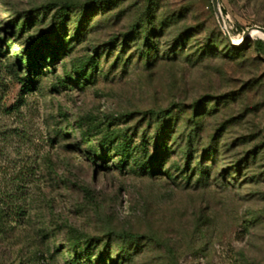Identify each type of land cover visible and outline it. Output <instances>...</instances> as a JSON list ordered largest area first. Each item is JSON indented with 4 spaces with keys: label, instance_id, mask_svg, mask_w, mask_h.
<instances>
[{
    "label": "rangeland",
    "instance_id": "obj_1",
    "mask_svg": "<svg viewBox=\"0 0 264 264\" xmlns=\"http://www.w3.org/2000/svg\"><path fill=\"white\" fill-rule=\"evenodd\" d=\"M89 1L0 0V264H264V0Z\"/></svg>",
    "mask_w": 264,
    "mask_h": 264
},
{
    "label": "trees",
    "instance_id": "obj_2",
    "mask_svg": "<svg viewBox=\"0 0 264 264\" xmlns=\"http://www.w3.org/2000/svg\"><path fill=\"white\" fill-rule=\"evenodd\" d=\"M116 0H90L89 2H86L84 4H81L80 5V8L84 9V11H87L89 9H91L90 7H93V6H96L100 9H103V7H105L108 3H115ZM51 6H54L53 4H50L49 7ZM77 6L72 3V2H69V3H63L61 6H59V9H58V14L55 16V21H54V24L53 26L51 27V31L49 33V35L51 36H54L55 38L58 39L60 45H58L60 51L63 49V46L65 45V35L62 33L61 31V28L65 25V22L64 20L67 18V15H68V12L71 10V9H75ZM142 23H139V26H137V28H141L142 26ZM135 26V27H136ZM145 33V37L148 36V31H144ZM42 42L44 43V47L42 44L40 45H37V47L34 46V44L32 46H30V51H29V56L27 57V61L25 63V66L27 68L28 71H32V67L34 66V63L33 61L31 60L30 56L33 55V56H36V55H39L42 59L45 58V55L44 53H46L44 50L45 48H47V46L50 45V37L49 36H46ZM255 48L261 52H264V40L262 39H257L255 41ZM31 52V53H30ZM146 56H147V53H146ZM78 70V71H77ZM75 72H82L81 74L85 75L84 70L83 68H79L77 69ZM32 79V78H31ZM33 81V79H32ZM21 86L23 87V93H27L29 92L31 89L30 87L28 86V84H21ZM148 115H150L151 117H154L156 118L157 120L158 119H164L166 117H169L171 115V111L170 110H167V109H164V110H149L147 112ZM111 135L109 136V139H110ZM115 138V137H114ZM113 138V139H114ZM161 147L159 146V137L156 135L155 138H154V154L150 157V159L148 161H146L144 164H143V168L145 169V172H150L152 173L153 169L155 170L156 166L158 165V160H159V155L161 154V152H158V148ZM122 150L125 151L126 149L124 148V145H122ZM158 158V159H157ZM158 161V162H157ZM5 209L3 207H0V212L2 214H5ZM123 237H127L128 239H136L138 236L136 234H132V233H129V234H123L122 235Z\"/></svg>",
    "mask_w": 264,
    "mask_h": 264
},
{
    "label": "water",
    "instance_id": "obj_3",
    "mask_svg": "<svg viewBox=\"0 0 264 264\" xmlns=\"http://www.w3.org/2000/svg\"><path fill=\"white\" fill-rule=\"evenodd\" d=\"M211 2H212V6L216 12L219 23L222 26H224L223 19L221 16V12H220V8H219V4H218V0H211ZM251 30H256V31L260 32L261 34H263V37H261V38L264 40V28L261 26H253L251 28L246 29L244 32V37H249ZM225 35L227 36L228 39H230L227 33H225Z\"/></svg>",
    "mask_w": 264,
    "mask_h": 264
},
{
    "label": "bare ground",
    "instance_id": "obj_4",
    "mask_svg": "<svg viewBox=\"0 0 264 264\" xmlns=\"http://www.w3.org/2000/svg\"><path fill=\"white\" fill-rule=\"evenodd\" d=\"M250 34H252V35H260L261 37H263V34H261L260 32H258L256 30H251Z\"/></svg>",
    "mask_w": 264,
    "mask_h": 264
}]
</instances>
